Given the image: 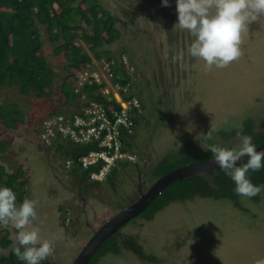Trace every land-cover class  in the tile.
I'll list each match as a JSON object with an SVG mask.
<instances>
[{
	"label": "rangeland",
	"instance_id": "1",
	"mask_svg": "<svg viewBox=\"0 0 264 264\" xmlns=\"http://www.w3.org/2000/svg\"><path fill=\"white\" fill-rule=\"evenodd\" d=\"M100 2L113 12L122 33L119 41L104 49L118 64L127 62L126 57H116L126 48L132 67L143 68L128 97L145 89L143 95L150 101V117L146 113L135 129L136 142L142 143V150L149 155V167L167 154L195 153L193 148L186 149L189 142L201 150L209 141L226 148L239 145V138L216 135L230 134L248 118L257 126L264 123V16L246 25L239 59L226 68H207L204 61L187 52L193 38L176 25L175 0H169L167 7L161 0ZM41 40L48 66L54 71V94L46 101L38 99L34 92L21 95L18 86L2 90L0 105L16 103L24 113V123L14 132L1 133L0 138L12 141L13 146L0 161L15 174L19 166L26 169L28 197L38 202L37 219L29 227L39 228L46 239H55V260L47 263L73 264L92 235L137 201L141 193L134 176L120 177L124 183L114 194L96 188H81V193L78 185H69L64 175L59 174V181L55 178L48 157L58 167L54 160L57 154L43 146L39 127L47 113L62 104L60 86L67 75V61L63 53L55 54L58 43L49 41L45 28L41 30ZM102 64L95 61L99 70ZM101 74L105 75L103 70ZM104 89L105 94L116 93L111 83ZM240 204L236 208L228 200L194 197L171 203L150 221L137 216L120 229V236L136 238L145 255L156 262H143L123 251L122 256L103 258L101 264H261L264 191L258 201L241 197ZM6 230L14 244V230L0 227V233ZM3 254L8 250H0Z\"/></svg>",
	"mask_w": 264,
	"mask_h": 264
},
{
	"label": "trees",
	"instance_id": "2",
	"mask_svg": "<svg viewBox=\"0 0 264 264\" xmlns=\"http://www.w3.org/2000/svg\"><path fill=\"white\" fill-rule=\"evenodd\" d=\"M43 28L49 35V41L58 43L55 54H64L67 61L65 66L67 75L60 88V93L64 97L62 106L47 113L40 123L39 130L41 131L44 121L48 118L62 115L65 119L72 120L93 104L102 107L111 120L113 112L120 111V105L113 98V93L108 96L102 93L106 87L104 82L101 84L95 82L93 75L99 74L95 72L97 70L95 61L108 65L109 73L112 75L111 84L119 88L123 101L129 104V116L133 123L131 133L123 129L119 137L122 146L120 151L128 154L130 159L118 160L102 181L91 180V175L99 173L103 168L102 161L87 169L80 164V160L91 152L107 151V148L100 145V141L82 144L70 142L62 136L61 139L53 138L54 140L47 147L49 151L54 150L57 154L54 160L58 162V167L51 163L49 157L48 164L58 181L61 174L66 177L69 185H78L80 192L81 188L86 191L96 188L114 194L117 192L118 185L124 183L119 179L120 177L134 176L138 180L136 189L145 193L148 187L169 172L185 164L213 159L207 148L201 150L197 144L189 142L185 146L186 149L193 148L195 153H178L174 156L167 154L157 164L149 167V155L146 150H142V143L136 142L135 130L140 123V118H144L141 109H144L146 103L140 101L139 107L133 96L128 97L135 74L139 75L138 71L142 72L143 68L132 67L130 61L126 63L121 61L118 65L110 51L104 49L119 40L121 33L116 28L115 17L101 4L100 0H0V93L7 87L18 86L23 96L34 92L38 99L46 101L52 99L54 71L49 68L43 54L41 40ZM85 72L92 77L89 76L87 80L82 81L79 77ZM100 80L103 81L101 76ZM149 111L151 112L150 109ZM148 116L150 117V114ZM23 123L24 113L16 103L0 105V135L18 130ZM147 124L149 125V122ZM242 126L245 133L253 136V142L257 147L264 143V132L257 131L258 128L264 129V123L259 127L251 118H248ZM219 133L218 135L223 138L230 139L229 135L238 138L236 130L230 134ZM39 140L43 143L40 132ZM209 143L212 142L207 144ZM214 144L220 145L216 142ZM12 146V141L0 138V159ZM43 146H40L41 151H44ZM236 146L238 145L227 148ZM61 161L62 164L59 163ZM26 177L24 166H19L15 174L0 161V186L11 188L16 193L18 203L29 199ZM250 177L254 184L264 185V169L250 172ZM59 183L68 186L66 182ZM234 187V182L221 170L210 172L206 176L187 177L164 189L138 217L143 218V221H150L157 212L171 203L190 200L194 197L228 200L236 208H240L241 197L236 195ZM259 198L260 195L249 200L258 201ZM62 211L63 207L60 206L59 213ZM63 220L65 223L66 218ZM63 222L60 220L61 226ZM119 231L120 229L115 236L107 239L96 250L87 264H101L103 258L109 255L122 256L123 251L132 253L140 261L156 262L154 257L145 255L136 238L120 236ZM8 237L7 230L5 233H0L2 249L8 248L11 244ZM0 264H25V262L14 254L10 258L0 255Z\"/></svg>",
	"mask_w": 264,
	"mask_h": 264
},
{
	"label": "clouds",
	"instance_id": "3",
	"mask_svg": "<svg viewBox=\"0 0 264 264\" xmlns=\"http://www.w3.org/2000/svg\"><path fill=\"white\" fill-rule=\"evenodd\" d=\"M169 6V0H161ZM180 29L192 39L187 49L196 60L207 68H226L242 55V33L246 25L264 16V0H175ZM258 132L264 129L258 128ZM240 143L233 148L209 143L207 151L212 161L234 182V192L239 197L252 199L264 191V185L254 184L250 172L264 169V151H257L253 136L245 133L243 126L236 130ZM247 162L239 164L243 158ZM38 202L24 199L17 202L16 193L0 186V227H10L15 241L10 251L25 264H43L55 260V239L42 237L37 227H29L37 219ZM9 251V252H10ZM264 264V262H261Z\"/></svg>",
	"mask_w": 264,
	"mask_h": 264
},
{
	"label": "built area",
	"instance_id": "4",
	"mask_svg": "<svg viewBox=\"0 0 264 264\" xmlns=\"http://www.w3.org/2000/svg\"><path fill=\"white\" fill-rule=\"evenodd\" d=\"M101 68L99 70L96 67L100 74L102 70L104 71L105 75L101 74L104 80L101 81L97 74L93 77L98 84L104 82L105 86H107L108 83H111L112 75L109 73L108 65L102 64ZM89 76L92 77L90 74H85L84 77L79 78L85 81ZM111 86L114 88L116 96L113 92H106L105 94V89L102 90V93L106 96L113 93V98L120 105V111L113 112L112 120L108 118L102 107L93 104L85 108L81 114L75 116L72 120L65 119L62 115L46 119L40 131L41 140L43 145L46 146L50 145L54 139H61V136L73 143L83 144L91 141H100V145L107 148V151L91 152L80 160V164L84 169L101 161L103 162V168L100 172L91 175L92 181H102L118 160L130 159L128 154L120 151L122 146L119 140L121 130L124 129L127 133H131L133 123L129 116L130 107L120 96L119 88L112 84ZM53 125H56V127H53Z\"/></svg>",
	"mask_w": 264,
	"mask_h": 264
},
{
	"label": "water",
	"instance_id": "5",
	"mask_svg": "<svg viewBox=\"0 0 264 264\" xmlns=\"http://www.w3.org/2000/svg\"><path fill=\"white\" fill-rule=\"evenodd\" d=\"M257 151H264V143L257 147ZM212 159L185 164L156 181L140 198L106 222L85 245L73 264H87L96 250L125 224L139 216L170 185L191 176L207 175L219 171L218 165ZM247 162V157L237 162V166Z\"/></svg>",
	"mask_w": 264,
	"mask_h": 264
},
{
	"label": "flooded vegetation",
	"instance_id": "6",
	"mask_svg": "<svg viewBox=\"0 0 264 264\" xmlns=\"http://www.w3.org/2000/svg\"><path fill=\"white\" fill-rule=\"evenodd\" d=\"M102 4V3H101ZM103 6H105V8H106V5H104L103 4ZM106 9H108V8H106ZM109 10V9H108ZM110 11V10H109ZM111 12V11H110ZM112 15L114 16V14H113V12H112ZM115 17V16H114ZM115 20H116V17H115ZM116 28H117V20H116ZM118 29V28H117ZM119 30V29H118ZM120 31V30H119ZM120 33H121V31H120ZM121 37H122V33H121ZM121 37H120V39H121ZM119 39V40H120ZM119 40H117V41H119ZM117 41H115V42H117ZM114 42V43H115ZM113 43V44H114ZM112 45V44H111ZM106 47H110L109 45L108 46H106ZM107 50V49H106ZM123 51H119L118 53L119 54H117L116 55V57H118V56H123V57H126V61H130L129 60V58H128V51H126V48H123L122 49ZM109 51V50H108ZM111 53V52H110ZM139 78V75L138 74H135V80H134V82L137 80ZM62 82H63V80H62ZM134 84V83H133ZM132 84V86H131V88H130V90H132L133 89V87H134V85ZM61 85H62V83H61ZM60 88H61V86H60ZM129 90V91H130ZM145 90V89H144ZM143 89L141 90L140 89V91L139 92H137L136 94H133L132 96L134 97V99L138 102V105H139V107H140V101L142 102L143 101V103L145 104L146 103V105H145V107H144V109L142 110L141 109V113L143 114V115H145L146 113H148V114H151L150 113V111H149V105H148V101L145 99V97H144V95H143V91H144ZM146 91V90H145ZM142 96V97H141ZM140 99V100H139ZM149 118V117H148ZM256 124V123H255ZM262 126V125H261ZM259 127H260V124H259ZM39 132H40V130H39ZM257 132V131H256ZM217 136H219L218 134L216 135V137ZM224 139V138H223ZM210 142V141H209ZM212 143H215V142H212ZM186 145V144H185ZM208 175V174H207ZM204 176H206V175H204ZM140 193H141V195L143 194V192L142 191H140ZM81 195V193L79 194V196ZM80 197H78V199H79ZM81 200V199H80ZM119 213V212H118ZM117 215V214H116ZM115 216V215H114ZM113 216V217H114ZM99 230V229H98ZM97 232V231H96ZM95 232V233H96ZM94 233V234H95ZM94 234L92 235V237L94 236ZM8 235H9V237H8V240H10L11 241V239H10V232L8 231ZM91 237V238H92ZM90 238V239H91ZM89 239V240H90ZM89 240L84 244V246L82 247V249H81V251L83 250V248L85 247V245L89 242ZM12 246H13V243H12V241H11V244L9 245V247L8 248H5V249H2L1 247H0V250H3V251H6V250H8V254H3V255H1V256H3V257H6V258H10L12 255H13V253L10 251V249L12 248ZM10 251V252H9ZM80 251V252H81ZM80 252H79V254H80ZM79 254L76 256V258L79 256ZM49 260H46V261H44L43 262V264H48L47 262H48Z\"/></svg>",
	"mask_w": 264,
	"mask_h": 264
},
{
	"label": "bare ground",
	"instance_id": "7",
	"mask_svg": "<svg viewBox=\"0 0 264 264\" xmlns=\"http://www.w3.org/2000/svg\"><path fill=\"white\" fill-rule=\"evenodd\" d=\"M95 72H98L99 74H97L98 76L100 75V72H99V70H96ZM85 74H88V72H85V73H83V75L82 76H80V77H84L85 76ZM95 75V74H94ZM93 75V76H94ZM101 76V75H100ZM100 76H99V79H100ZM102 77V76H101ZM94 78V77H93ZM103 78V77H102ZM103 80H104V78H103ZM45 122V121H44ZM53 127H56V125H53Z\"/></svg>",
	"mask_w": 264,
	"mask_h": 264
}]
</instances>
